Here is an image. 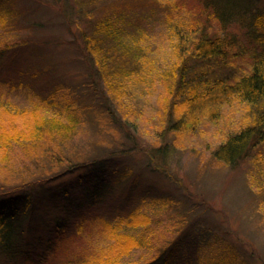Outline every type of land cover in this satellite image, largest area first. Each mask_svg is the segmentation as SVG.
I'll use <instances>...</instances> for the list:
<instances>
[{
	"label": "rangeland",
	"instance_id": "374dc122",
	"mask_svg": "<svg viewBox=\"0 0 264 264\" xmlns=\"http://www.w3.org/2000/svg\"><path fill=\"white\" fill-rule=\"evenodd\" d=\"M124 4L133 6L131 10L138 13L134 16L137 27H141L138 43L117 29L98 31L97 38L107 43L111 37L118 40L112 41L110 58L99 53L105 55L104 72L95 54L83 48L79 32L93 29L94 20L118 6L124 8ZM253 5L254 10L264 11V0H253ZM205 16H209L206 20L213 24L211 28L218 27L210 11L203 10L197 0H0V46L6 44L11 52L13 43H27L19 62L24 71L20 77L23 85L0 96V104L8 109L27 110L31 119L27 124L41 120L49 126L51 117L67 113L63 99L73 98L75 105L81 107L75 117L68 114L79 121H62L69 132L62 140L53 141L58 143L55 154L61 161L49 163L46 157L35 154L39 150L36 146H29L22 139L11 141L6 147L16 168H5L0 182L13 187L20 179H36L60 170L70 157L90 160L116 153L113 161L131 169L119 187L133 184L132 203L120 211L122 200L116 188L117 197L105 199L92 214L97 212L112 223L120 221L118 215L126 216L129 224L122 223L115 233L139 237L137 243H119L112 249L118 240L115 233L108 237L103 232L96 234V223L89 219L84 222L85 237L75 232L73 221L81 219L77 214L62 226L67 237L60 243L55 225L67 214L56 206L55 195L45 194L36 197L25 214L17 216L21 218V233L15 240L16 250L11 257L0 251V264H36L37 259L45 264L51 239L54 244H61L57 253L63 250L62 243L78 242L86 252H99L103 259L113 254L111 258L119 264H139L158 255L161 245L180 235H185L183 250L170 259V264H237V259L241 264H264V142L246 150L245 157L232 164L219 161L213 154L228 135L253 122L251 111L242 102L232 101L220 107L214 118L199 119L191 131L174 130L171 126L183 116L180 96L175 97V104H171L174 98H169L171 76L181 61L175 44L176 28L189 19L204 20ZM122 25L119 20L116 26ZM230 31L240 35L234 27ZM198 33L192 32V36ZM120 39L131 48L130 55L123 50ZM97 44L101 45V41ZM182 52L187 53L184 49ZM237 64H242V60ZM54 84L63 86L53 95L56 106L47 107L49 112L32 108L29 100L41 102ZM101 100L106 108L100 105ZM55 135L59 138L56 129ZM24 145L34 150L27 153ZM151 146L152 152L148 151ZM60 151L68 158L58 156ZM95 169L98 171L96 165H91L65 174L54 185L56 189H68L70 197H80L99 180ZM86 216L90 217L89 213ZM88 233L91 235L86 237ZM109 248L112 250L108 254ZM32 256L36 263L30 259ZM48 260L54 262L51 254Z\"/></svg>",
	"mask_w": 264,
	"mask_h": 264
},
{
	"label": "trees",
	"instance_id": "16d2710c",
	"mask_svg": "<svg viewBox=\"0 0 264 264\" xmlns=\"http://www.w3.org/2000/svg\"><path fill=\"white\" fill-rule=\"evenodd\" d=\"M197 1L203 10L210 11L212 17L216 19L218 27L214 26V28H211L213 24L210 25L208 19L206 20L209 16H205L204 20L189 19L181 27L176 28L175 44L178 47V56L181 61L178 64L177 72L171 76L172 85L170 86L169 98L170 101L174 98V102L171 104H175V97L180 96L181 99L179 101L183 102V113L181 114L183 116H179L181 119L175 124L172 123L171 126L174 130L191 131L199 119H204V117L207 119L214 118L220 107L232 101L242 102L251 111L254 117L253 122L236 133L228 135L213 153L219 161L232 164L245 157L246 150L253 149L264 142V11L254 10L253 0H245L243 5L231 0ZM135 7L137 10L138 6ZM132 8L133 6L125 4L124 8L121 9L118 6L113 11H108L107 15L102 16L101 19L94 20L91 24L93 27L92 31L79 32V37L83 41V48L90 54L91 52L95 54L101 71L105 72L106 69L104 63L105 55H99V53L103 52L110 58V52L114 49L112 48L114 47L112 41L118 40L111 37V39L108 38L111 41L107 43V40L97 38L99 35L98 31L102 29L108 31L107 28L117 29L120 30L122 36H130L133 42L138 43L137 35L140 33L141 27H137V18H134V16H138V13L133 12ZM117 13L118 16H112ZM201 14H203L202 10ZM119 20L123 23L121 28L116 26ZM232 27L238 29L240 35L236 31H230ZM130 28L132 32L129 31ZM192 32L199 33L192 36ZM182 34L184 35L182 36ZM99 41H101V45L97 44ZM121 42L123 46L127 45L123 40ZM26 44L25 41L13 43L12 46L14 47L10 49L11 52L6 44L0 46V72L3 70V73L0 74V96L3 94H5L3 96H6L16 86L19 88L23 85V79L20 77L24 71L20 69L19 62H21ZM183 49L187 53L184 54L182 52ZM123 50L130 55L131 48L125 46ZM239 60H242L240 65L237 64ZM4 67H6V71H4ZM125 68L123 63V69L125 70ZM8 74H12V76H8ZM62 87L54 84L52 89L47 90L45 99H41V102L30 99V105L35 110L42 108L46 109L45 111L50 110L47 107L50 105L56 106L57 104L56 101H52L54 100V93L58 92L56 90L62 89ZM102 89L101 87L100 92ZM63 101L62 105L64 109L68 110H66L67 113L58 118L51 117L49 120L50 125L58 132L59 138L55 135V129L41 120H34L33 125L27 124L31 121L30 116H27V110L8 109L5 104H0V174L6 170L5 168H10L11 170L16 168L6 147L10 145L11 141L22 139V141H27L29 146H36L39 150L35 154L40 155V157H46L49 163L56 164L62 160L61 158H56L55 147L57 148L58 143L53 141L62 140L63 136L69 132L68 127L62 121L74 123L79 121L68 117L69 112L75 117L79 114L77 110L81 109L80 106L75 105V99L73 98L69 100L63 99ZM99 103L103 108H106V103L102 102V100ZM44 105H46V108H44ZM170 110L171 106H169L168 114L172 113V110ZM20 118L22 119L20 120ZM60 119L61 121H59ZM29 146L24 145V150L27 153L34 150L27 148ZM151 148L152 146L148 148V151H151ZM33 153L31 154L33 155ZM115 154L109 153L106 157L101 155L90 160H87L88 158L86 157L73 160L70 157L60 170L49 175L37 176L36 179L34 178L35 180L32 178L20 179L19 184L13 187H6L4 182H0V251L7 257L14 255L16 250L15 240L21 233L19 226L21 218L17 219V216L25 214L28 209L33 207L35 198L45 194L55 195L57 197L56 206L67 214V216L59 218L60 223L55 225L56 230L59 231L60 243L64 237H67L62 226L66 225L77 214L80 215L81 219L78 222L73 221L75 232L83 233L84 237V222L87 219L96 223V234L99 235V233L103 232L105 237L117 232L119 225H122V223L129 224L130 219H125L126 216L118 215L117 217L120 218V221L112 223V221L99 217L97 212L92 214L105 199L117 197L114 195L116 188H119L116 194L122 200L120 211L122 209L126 210V205L131 201L130 195L133 184L119 187V183L128 178L131 169L125 163H115L113 161ZM121 154L123 153L120 152L119 155ZM57 155H64L68 158L64 153L61 154V151L57 152ZM30 159L33 160V158ZM155 164L156 162L152 166L154 167ZM91 165L98 167V171L95 169L97 171L95 176H98L99 180L95 182V186H89L83 193L84 195H81L84 196L81 200L79 199L81 196L76 197L74 195L70 197L68 189H56L55 180L65 174L89 168ZM158 168L161 167L158 166ZM158 168L156 167V169ZM151 170L155 171L153 168ZM107 175L108 178H106ZM82 190H84V186ZM86 213H89L90 217H84ZM111 223L113 225H110ZM67 225L70 227V224ZM63 232L64 236H62ZM90 235L91 233H88L86 237ZM115 236L116 238L118 237V240L111 247L112 249L116 248L119 243L123 246L128 241H132L133 244L137 243L136 241L139 238L137 237L138 235L132 233L123 235L115 233ZM69 237L67 238L68 240ZM184 237L185 235H180V237L176 238L177 240L174 238V240L170 239L165 245H161L158 255L139 264H170L172 262L170 259L178 256L181 249L183 250L181 244L185 239ZM179 239H181L180 243ZM50 243L51 252L47 250L45 255L47 262L45 264H119L117 263L118 260L111 258L113 254L103 259L99 252H86L84 247L78 245V242L71 244L62 243L65 246L61 247L63 250L61 249L59 253L57 252L61 244H54L53 239L50 240ZM111 248L108 249V254L112 250ZM117 252L118 249H115V253ZM50 254L54 262L48 260ZM33 257H30L32 261H34ZM42 257L44 258V256ZM237 260V264H241V261ZM36 264L44 263L37 259Z\"/></svg>",
	"mask_w": 264,
	"mask_h": 264
}]
</instances>
